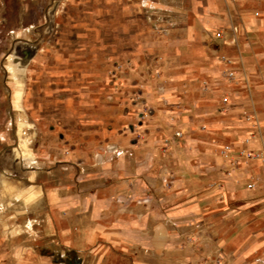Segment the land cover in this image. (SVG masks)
Here are the masks:
<instances>
[{"label":"rangeland","instance_id":"374dc122","mask_svg":"<svg viewBox=\"0 0 264 264\" xmlns=\"http://www.w3.org/2000/svg\"><path fill=\"white\" fill-rule=\"evenodd\" d=\"M192 4L0 0L3 149L26 159L36 155L41 170L47 155L61 159L78 151L99 157L101 187L117 180V185L145 187L153 212L188 202V195L178 196L184 185L207 188L209 195L196 196L212 214L207 226L154 216L148 227L133 226L127 242H85L77 230L64 235L67 225L59 209L46 203L44 190L22 179L21 187L10 185L0 199V264H264V222L255 217L260 205L245 198L249 210L241 217V201L227 190L228 180L237 182L233 171L239 161L259 154L238 144L244 134L246 142L254 139L253 129H247L252 115L233 109L234 100L218 95V81L209 75L198 86L207 110L195 113L190 94L195 83L175 78L188 73L190 48L198 44L187 33ZM214 33L205 41L213 56L227 60L217 49L220 31ZM232 74L224 72L226 79ZM193 154L197 171L182 162ZM204 157L210 161L207 168ZM130 164L134 174L125 177ZM25 165L35 168L32 162ZM62 181L54 176L53 187ZM137 198L131 209L140 207Z\"/></svg>","mask_w":264,"mask_h":264},{"label":"crops","instance_id":"0c3cea01","mask_svg":"<svg viewBox=\"0 0 264 264\" xmlns=\"http://www.w3.org/2000/svg\"><path fill=\"white\" fill-rule=\"evenodd\" d=\"M199 1L202 3L201 6L196 4ZM189 2L193 4L187 13L189 14L187 33L198 44L190 48L188 73L175 78L179 80L189 78L195 83L190 87L195 113L202 109L207 110L206 97L198 94V86L200 80L209 75L212 80L218 81V86L221 88L218 95L226 98V101L234 100L236 104L233 109L252 115L251 120L247 122V129H253L251 135L254 139H248L246 142L244 138L249 136L246 137L244 134L238 144L246 149L256 148L259 154L250 160L239 161L240 164L234 167L233 171L237 182L228 180L227 190L231 192L232 198L238 196V200L241 201L238 204L241 217H244L246 210H249L244 204L248 202L245 198L252 197L256 206L260 205L255 216L258 219L256 222L262 224L264 222V0H189ZM215 30L220 31L221 39L217 49L222 56H226L227 60L221 61L218 56H213L211 52L213 48L205 41V37L213 35ZM225 69L232 71L233 80L226 79ZM10 70L14 71L13 68ZM16 94L18 95V92ZM0 98V115L1 120H4V96L1 93ZM46 157L48 160L44 161L45 168L41 170L37 167L43 165L37 159L39 157L35 155L31 159H26L16 155L13 150L5 151L0 141V194L3 196L0 199H5L6 194L10 192V185L21 187L22 179L33 183L31 185L45 191L46 203L51 208L55 205L59 209L62 221L67 225L66 229H62L64 235L77 230V233L83 235L80 240L85 242L100 240L127 242L131 240L133 226L148 227L153 224L150 220L154 216L156 218L162 216L176 224L188 222L196 225L202 222L203 226H207L212 221L208 203L201 202L196 196L201 192L204 197L209 195L207 188L202 191L198 190L196 185H184L178 196L180 199H185L188 195V202H175L176 205L170 211L163 208L164 212L160 208L153 212L147 205L150 197L149 190L145 187L138 190L132 184L117 185L116 182L120 180L114 181L111 186L101 187L99 157L82 155L78 151L75 153L69 151L61 159L54 157L53 154ZM195 157L196 155L193 154L188 159L182 160L188 162L189 171L198 170L197 165L191 164ZM204 158L201 161L207 168L210 161ZM28 162L34 163L35 168L27 167L25 164ZM223 168L226 173L230 170L228 162H224ZM119 173L117 171L113 173L115 178L120 179L122 175ZM58 174L63 181L60 186L53 187L52 179ZM133 174L132 165L126 166L123 175L131 177ZM230 175L232 179L234 175ZM84 180L91 185H85ZM249 185L252 186L248 187ZM136 195H140V198L135 197ZM136 198L140 199L141 205L134 210L129 205ZM116 199L123 200L124 203L117 205ZM122 212L124 214L120 217ZM116 226H123V233L113 232V227ZM261 234L260 239L263 240L264 230L260 231ZM144 240H148L147 234Z\"/></svg>","mask_w":264,"mask_h":264},{"label":"built area","instance_id":"2783aa9c","mask_svg":"<svg viewBox=\"0 0 264 264\" xmlns=\"http://www.w3.org/2000/svg\"><path fill=\"white\" fill-rule=\"evenodd\" d=\"M247 156H250L249 154Z\"/></svg>","mask_w":264,"mask_h":264}]
</instances>
